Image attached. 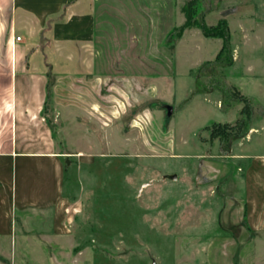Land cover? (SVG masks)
<instances>
[{
	"label": "rangeland",
	"instance_id": "rangeland-1",
	"mask_svg": "<svg viewBox=\"0 0 264 264\" xmlns=\"http://www.w3.org/2000/svg\"><path fill=\"white\" fill-rule=\"evenodd\" d=\"M186 1L113 13L131 28L95 35L84 75L81 50L53 47L69 63L41 116L61 180L39 189L48 209L16 210L41 182L10 173L0 264H253L227 236L246 233L237 157L264 152V0H196L188 25Z\"/></svg>",
	"mask_w": 264,
	"mask_h": 264
},
{
	"label": "crops",
	"instance_id": "crops-1",
	"mask_svg": "<svg viewBox=\"0 0 264 264\" xmlns=\"http://www.w3.org/2000/svg\"><path fill=\"white\" fill-rule=\"evenodd\" d=\"M181 1L0 0V235L7 232L1 214L5 215L6 206L4 184L13 169L17 171L19 167L24 175L41 182L34 187H21L18 195L10 198V204L16 210L25 207L48 209L47 202L41 204L39 189H54L61 180L59 165L64 159L54 151L50 130L41 116L47 82L55 66L69 63L68 57L65 61H58V55L52 52L53 47L54 50H81L83 53H78L76 66L78 73L84 75L89 68L85 52L95 41V35L115 33L122 27L131 28L129 24L123 25L124 21L118 25L120 23L115 21L113 13L132 16L135 8H141L138 3L146 2L156 16L162 9L166 11L177 4L179 6ZM127 11L134 13L129 15ZM135 23V28L141 26L140 21ZM171 29L170 26L167 31ZM263 130L261 126L259 131ZM256 131L253 128V132ZM258 142L262 143L261 138ZM237 158L246 164L243 182V229L246 233L241 238L229 232L228 246L234 240L252 243L253 264H264V152L240 153ZM45 167L50 169L49 174L41 172ZM39 178L44 179L39 181ZM23 189L29 190L30 196L22 195Z\"/></svg>",
	"mask_w": 264,
	"mask_h": 264
},
{
	"label": "trees",
	"instance_id": "trees-1",
	"mask_svg": "<svg viewBox=\"0 0 264 264\" xmlns=\"http://www.w3.org/2000/svg\"><path fill=\"white\" fill-rule=\"evenodd\" d=\"M194 4H196V0H187L186 3L181 8L185 16V21L187 22V25H188V21L190 20L193 14Z\"/></svg>",
	"mask_w": 264,
	"mask_h": 264
},
{
	"label": "water",
	"instance_id": "water-1",
	"mask_svg": "<svg viewBox=\"0 0 264 264\" xmlns=\"http://www.w3.org/2000/svg\"><path fill=\"white\" fill-rule=\"evenodd\" d=\"M169 113H170V107L168 106L167 107V114H169ZM66 163H68V160H66ZM169 178L172 179V180H174L175 179V176L174 175H171V176H169ZM152 264H156V263L153 262Z\"/></svg>",
	"mask_w": 264,
	"mask_h": 264
}]
</instances>
